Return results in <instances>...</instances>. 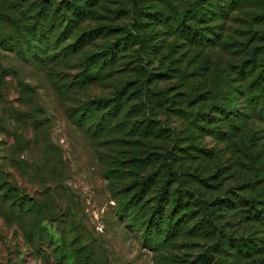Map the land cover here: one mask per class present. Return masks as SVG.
Returning a JSON list of instances; mask_svg holds the SVG:
<instances>
[{
	"label": "rangeland",
	"instance_id": "374dc122",
	"mask_svg": "<svg viewBox=\"0 0 264 264\" xmlns=\"http://www.w3.org/2000/svg\"><path fill=\"white\" fill-rule=\"evenodd\" d=\"M45 1L57 13L42 19L43 55L0 44V264H264L263 248L218 242L264 246V226L233 205L264 198V122L232 124L222 109L249 111L255 75L239 72L264 45V0ZM47 8L0 0V29L14 30V12L37 26ZM87 67L100 75L80 83ZM170 168L178 176L162 197ZM177 188L193 194L175 214L193 217L165 224L151 249L152 208L162 200L168 220Z\"/></svg>",
	"mask_w": 264,
	"mask_h": 264
},
{
	"label": "trees",
	"instance_id": "16d2710c",
	"mask_svg": "<svg viewBox=\"0 0 264 264\" xmlns=\"http://www.w3.org/2000/svg\"><path fill=\"white\" fill-rule=\"evenodd\" d=\"M239 1L240 0H229L228 3L233 4ZM45 2H46L45 0H38V3L41 5V8H47V6L48 8L46 9L45 12H41V9L38 10V12L40 14H43V16L37 17V19H39L36 24L37 26H35L34 24H25L24 21H22L20 17L17 16L21 12L20 13L14 12L13 14H8L10 16V21H11L10 23L13 25L14 30L6 35L4 33L5 30L0 29L1 30L0 32L3 34L2 35L0 33V44L3 43L6 49H11L15 51L17 54L22 55L24 57H28L30 51H35L32 54H30L33 56L43 55L44 51L47 50L46 48L47 45L45 44L44 39H43V37H45L43 35L45 23L42 22V19L47 18L49 15L52 14V12H54L53 14L57 13L55 12V10L50 12V9H52L50 5H52L53 7V4L51 1H49L50 5L48 2L47 4H44ZM228 5L230 6V4ZM40 14H38V16H40ZM197 39L199 42L205 43L206 40H209L211 38H209L206 34L204 33L202 34L199 32L197 35ZM252 49H253L252 52L250 51L249 59L246 60L245 63H242L241 65L243 70L239 72L240 74H245L247 79L251 77L252 75H255L253 78L250 79V82H249V85H250L248 88L249 91L245 95L247 100L241 102L242 108L249 109V111H246L245 114H241V112H243L242 109L240 108L241 104L235 105V103L230 104V106L222 108L226 116L230 115L231 121H233L232 124H236L238 121L242 120L245 116H250V117L259 119L264 122V45L260 46L258 44L254 46ZM52 55H56V54H52ZM95 56L96 55L90 56L87 59L92 60ZM113 57L114 55L112 56V58ZM105 59L108 60L110 58L106 56ZM249 60H250V64H252V69L250 70V72H246V68H247L246 64ZM87 69L89 70L85 71L81 75L82 77H79L80 83L85 82L90 79H94V78L96 79L100 75V72L95 71L94 72L96 73L95 75L92 73L93 72L92 69L88 67ZM239 90L240 92L242 91V89H239ZM104 102H106V100L99 99L97 101H91V103L86 105L84 109H81L82 110L81 115L88 116L90 113H92L95 109L98 108L99 104H103ZM93 105H96L97 107L93 108ZM81 115L80 117H82ZM150 121H153V120H150ZM172 153H173V147H170L168 149V155H171L172 157ZM169 167H171L170 164H169ZM177 176L178 174L176 170H173L172 168H170L165 176V180H164V184L162 188V192H163L162 197H166V194L168 193V184L170 183L171 180L175 179V177ZM190 194H193V192H191L188 189H185V188L176 189V194L174 195L176 204L174 208L172 209V213L169 215L170 218L168 220L166 219V216L162 210L164 209L162 200H160L157 203V205H155V207L152 208L153 210L152 213L153 214L156 213V216L153 217L152 223H151V225H154V226L148 229L147 231L151 234L155 228L157 231V234L154 236L147 235L145 237V243L147 244V246H149L151 249H154V250H158L161 248L162 242H160L158 235L160 234V232H162V229L165 224H168L169 226H173L174 228L172 231H174L180 228L183 224H185L187 220H188V223L190 222V220L193 217L191 215L193 214L194 210L188 209L187 212H182V215L180 216L175 214V212L179 213V211H181L182 209H186L185 207L189 204V197L187 196H189ZM185 197L187 198L184 199ZM242 200L244 201L242 206H245V207L239 208L238 202H234L233 203V205H235L234 208H236L239 212H242L243 217H245L247 221L253 220L256 222H260L264 226V198H262L261 200H257L253 198H243ZM201 203L203 206L204 203H203L202 198H201ZM216 203L218 204L217 207H219V209L220 208L226 209L225 199L221 197L217 198ZM212 205L209 206V203L207 202L206 205L203 206L206 212L205 214H206L207 221H205V223H206L207 229L209 226H214L213 228L215 229V225L212 223L213 221L212 219L215 216L216 212H215V209L211 208ZM138 214H143V213H138ZM178 216L179 218H177ZM132 219H134L135 221L137 219V215L134 217L132 216ZM225 237L226 238L224 240H221L218 242H224V244L227 242H234L235 244H237L238 250L239 251L241 250V252L244 251V252L250 253L253 251L254 253H258L261 251L262 248L264 249V246H261V244L258 243L259 239L256 241V240H251L250 238H245V237H242V238H237L233 236H225Z\"/></svg>",
	"mask_w": 264,
	"mask_h": 264
}]
</instances>
